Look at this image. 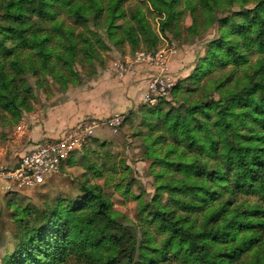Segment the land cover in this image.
<instances>
[{"label": "trees", "instance_id": "1", "mask_svg": "<svg viewBox=\"0 0 264 264\" xmlns=\"http://www.w3.org/2000/svg\"><path fill=\"white\" fill-rule=\"evenodd\" d=\"M122 1L108 0L107 7L102 0L1 1L0 108L19 119L22 108L31 109V89L24 90L19 83L23 75L55 73L51 65L59 63L70 69L80 42L73 31L67 32L63 14L85 22L94 3L97 18L107 12L110 35L118 36L123 30L119 42L136 46L142 37L147 49L158 45L159 36L140 11L133 15L135 26L116 25L125 15ZM146 1L164 14L165 34L181 19L182 3L193 10L211 11L214 4L224 2ZM239 15L243 18L221 19V38L211 42L191 79L196 83L216 67H231L226 76L201 86L206 92L214 85L220 99H202L184 110L173 107L164 116L161 107L149 110L158 119L150 127L164 126L171 141L160 136L148 144L147 154L155 160L153 171L155 166L163 167L157 181L167 177L170 182L159 186L169 195L168 201L158 196L151 208H143L148 212L144 238L139 241L131 228L112 218L116 212L111 199L90 194L75 206L91 210L84 217L67 210L54 216L50 208L36 210L33 217L29 210H17L20 230L5 264H264V0ZM66 36L68 42H61ZM53 57L59 61L53 62ZM184 88L175 87L173 99ZM164 144L161 159L157 153L164 147H157ZM176 156L181 158H172ZM189 156L197 158L188 160ZM54 203L59 206L63 200Z\"/></svg>", "mask_w": 264, "mask_h": 264}, {"label": "rangeland", "instance_id": "2", "mask_svg": "<svg viewBox=\"0 0 264 264\" xmlns=\"http://www.w3.org/2000/svg\"><path fill=\"white\" fill-rule=\"evenodd\" d=\"M3 0H0V3ZM87 1V0H85ZM106 6L108 0H102ZM77 2V0H76ZM259 0H235L233 3H229L224 0L223 3L213 6L211 11L193 10L186 8V3L180 5L182 11L181 19L167 30V34L161 30L162 20L165 19L164 14H160L152 3L146 0H123L122 8L125 13L120 17L116 25H127L128 23L134 24V14L139 13L144 15L153 32L159 36L158 45L151 49H147L148 46L141 37L140 43L133 46L131 42L124 41L119 42L118 36L122 35L123 30L118 31V36L110 35L106 16L107 12H103L102 16L96 17V5L93 3L91 10L87 13L88 20L85 22H77L73 15L63 14L62 19L66 23L67 32L73 31L74 37L80 42L77 49V57L70 69H64L63 63L51 65L55 68V73L47 72L41 76H34L32 73L23 75L22 80L19 83L24 87L29 86L31 89V97L28 98L31 109L22 108L19 119H16L11 112H6L0 108V164H6L8 159L15 155V152L11 151L14 145L11 141L20 143L24 140L26 133L29 132L31 124L29 121L36 117L37 112L46 106L45 97L50 94L67 93L69 91V85L74 84L82 92L87 93L91 90L93 84L96 83L98 78H103L105 70L111 69L112 73H115L121 65L128 68L132 65L134 60H144L150 54L156 56L161 52V45H168L175 47L180 41L193 40L196 37L207 35L206 41H201V46L206 50L205 55L199 58V61L203 60L209 53V46L212 41L221 38L222 34V21L221 19L226 17H232L239 20L243 16L239 15L240 12H247V10L254 8L258 4ZM89 3V2H88ZM107 7V6H106ZM202 8V7H201ZM3 17V9L0 7V18ZM128 20V21H127ZM3 23V22H2ZM178 35V36H177ZM83 39H87L88 43H82ZM68 42L67 36L61 42ZM145 43V44H144ZM167 51V49H163ZM113 53L111 56L105 57V54ZM120 58V64H117V59ZM259 56L256 55L253 60H258ZM53 62L59 61L57 57L52 58ZM93 61H98L94 63ZM198 61V63H199ZM39 69H42V65L38 64ZM118 68H115L117 67ZM198 67V64H197ZM227 67L219 66L212 71L211 75H206L196 83L191 82L192 76L196 72L194 70L193 75L187 80L181 81L185 88L179 94L189 98L198 96L201 92L202 85H205L209 79L222 78L229 74ZM62 72L69 80L66 82L65 78L61 75ZM59 85V87H57ZM217 85V84H216ZM214 85L210 89H206V95L208 98L206 101L211 102L213 100L220 99V93L218 89H214ZM173 90L171 97L173 98ZM198 90V91H196ZM196 91V92H195ZM213 93L219 94V99H216ZM67 96H61L58 103L67 100ZM162 100H168V103H160ZM156 104L141 103L138 111L132 113L125 119L123 124L118 128L115 126L109 127L105 133L103 139L100 137H90L84 144V155L80 156V162L86 160H92L89 164V171L97 178L104 177L105 173L114 171L118 165L124 166V171L127 172L130 166L141 172L145 173V179L152 172L163 168L162 166H155L154 171L152 165H155L152 159L148 157V144L160 136H168L164 126L163 127H150V124L156 125L158 122L157 117L149 112V110H155L157 107H161L163 110L160 113L164 114L172 109L184 110L190 103L186 100L183 103H174V99L168 97L163 98ZM202 101V99L200 100ZM159 103L161 104L160 106ZM27 113V114H26ZM161 125V124H159ZM117 128V129H116ZM157 129V130H154ZM151 137V140L146 143V138ZM171 141V138L168 136ZM31 141H29V145ZM92 145H95L93 147ZM164 147L160 152L164 153L166 144L158 146L157 148ZM16 151L22 152L19 148ZM18 155H15V158ZM77 153L70 157V160L75 162ZM124 159H130L131 165L124 163V160L118 159L119 157ZM153 163L149 165L148 161ZM75 175L61 172V174L53 177L49 182L44 185L28 188L20 191L16 194H8L2 188V182L0 181V264H5L4 258L8 256L10 252L15 250L17 234L20 230V224L15 219L17 210L26 209L29 210L30 216L33 217L34 212L38 209L44 211L47 209L45 206L54 203L56 200L61 199L62 193L65 189L72 186L74 183L72 177ZM157 180V178H156ZM152 182H149L148 186H151ZM140 184V178L132 177L128 180L127 187L123 193L119 192V185H117V191L111 192L107 195L113 202V209L115 212L133 213L136 214V207L134 203H130L132 200H139L140 196H129L132 192L133 185ZM141 188H144L143 184H140ZM143 195V192H141ZM123 196V199L120 197ZM159 196V197H158ZM160 198L161 201H168L169 195L164 191H159V187L155 188V193L152 195V202L144 205L149 207L153 205L154 198ZM249 200L253 201L254 198L250 197ZM143 207V208H144ZM143 208L139 210V230L137 227L128 226L137 236L138 240L144 238V225L145 219L148 217L147 210ZM147 213V215H145ZM121 218H118L120 221Z\"/></svg>", "mask_w": 264, "mask_h": 264}, {"label": "clouds", "instance_id": "3", "mask_svg": "<svg viewBox=\"0 0 264 264\" xmlns=\"http://www.w3.org/2000/svg\"><path fill=\"white\" fill-rule=\"evenodd\" d=\"M207 39L208 36L203 35L193 40L180 41L175 47L161 45V54L158 56L150 55L142 61L134 60L128 68L121 65L115 73L107 69L104 77L98 78L87 93L82 92L74 84H70L67 93H53L45 97L46 106L29 121L31 128L23 141L20 143L11 141L14 145L11 151L19 155L16 151V148H19L25 156L28 152L37 150L46 153L42 157L45 164L41 169V182L45 178L44 169H48L49 172L55 169L57 172L75 173L72 177L74 183L62 193L63 204L57 206V203H52L45 206L51 209L54 216L60 215L63 210L75 212L81 217L90 215L91 210L85 211L75 207L81 199L89 197L90 194L104 199L109 193L117 191V185L120 186L119 192L123 193L128 180L138 177L144 188H141L140 184H135L132 192L129 193V196H140L139 200L130 201L135 204L136 214L117 211L112 218L122 217L120 219L122 224L137 227L139 230L141 227L138 217L139 210L152 202L155 188L159 187L162 182L169 183L168 178L157 181L156 175L160 172L157 169L145 179V173L137 170L135 166H130L125 172L123 165H118L114 171L105 173L102 178H97L92 175L88 167L93 161L80 162L79 157L84 155V143L88 138H105L104 133L109 127L125 121L132 113L139 110L141 103H148L152 95L164 94L168 95L169 99H173L164 92V89L178 87L181 81L193 75L199 58L203 57L206 52L201 46V41ZM111 55L113 53H108L102 58ZM93 62L98 64V61ZM116 62L120 64V58ZM158 84L162 87L157 88ZM213 95L219 99L218 93H213ZM61 96L68 98L58 103ZM207 98L205 89L202 87L198 96L189 98L181 95L174 99V103L179 104L186 100L189 103H199L201 99ZM193 135L196 134L193 133ZM29 141H31L30 145ZM92 146L95 147V145ZM73 151L77 153L75 162L69 158V153ZM15 155H12L6 163L14 164ZM157 155L161 159L164 158L163 153H157ZM172 158L180 159L181 157ZM196 158L195 156L187 157L188 160ZM118 159L131 165L130 159H124L123 156ZM61 161L64 163L61 164ZM148 163L151 165L153 161L149 160ZM149 182H152L151 186H148ZM120 199H123V196ZM152 234H155L154 231Z\"/></svg>", "mask_w": 264, "mask_h": 264}, {"label": "built area", "instance_id": "4", "mask_svg": "<svg viewBox=\"0 0 264 264\" xmlns=\"http://www.w3.org/2000/svg\"><path fill=\"white\" fill-rule=\"evenodd\" d=\"M160 54L161 52L156 56ZM115 68H118V66ZM156 87L160 88L162 87V85L158 84ZM171 91L172 88L164 89V92L168 93L169 95H171ZM165 97H168V95H152L151 99H149L148 102L156 104ZM123 122L112 126L118 128L123 124ZM86 142L87 140L85 141V143ZM75 153V151L69 153V158L75 155ZM45 155V152L37 150L35 152H28L27 156H25L24 152L22 151L15 158L14 164H0V181L2 182V188L4 189V191L8 194H16L24 189L42 186L46 182H49L53 177L61 174V172H57L55 169L50 172L48 171V169H44L45 178L43 182H41V169L45 164V160L42 157H44ZM63 163L64 161H61V164Z\"/></svg>", "mask_w": 264, "mask_h": 264}]
</instances>
